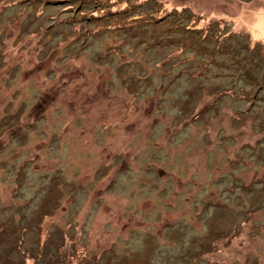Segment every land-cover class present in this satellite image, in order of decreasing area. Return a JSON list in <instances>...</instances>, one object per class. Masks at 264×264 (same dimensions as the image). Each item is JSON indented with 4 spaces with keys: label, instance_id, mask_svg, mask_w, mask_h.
Listing matches in <instances>:
<instances>
[{
    "label": "rangeland",
    "instance_id": "rangeland-1",
    "mask_svg": "<svg viewBox=\"0 0 264 264\" xmlns=\"http://www.w3.org/2000/svg\"><path fill=\"white\" fill-rule=\"evenodd\" d=\"M146 3L0 0V264H264V0Z\"/></svg>",
    "mask_w": 264,
    "mask_h": 264
},
{
    "label": "trees",
    "instance_id": "trees-1",
    "mask_svg": "<svg viewBox=\"0 0 264 264\" xmlns=\"http://www.w3.org/2000/svg\"><path fill=\"white\" fill-rule=\"evenodd\" d=\"M146 1L147 0H139V3H142V4H147L146 3ZM155 6H159L160 7V12H162V13H170L171 12V10H174V11H177V12H182L183 11V9H180V8H178V7H176V6H173V5H171V4H155ZM185 7V6H184ZM197 14H200V13H197ZM191 18L192 17H187L186 18V20H187V22L188 21H190L191 20ZM131 19H135V18H131ZM250 37L254 40V41H259V40H261L260 38H255V36L253 35V34H251L250 35Z\"/></svg>",
    "mask_w": 264,
    "mask_h": 264
},
{
    "label": "bare ground",
    "instance_id": "bare-ground-1",
    "mask_svg": "<svg viewBox=\"0 0 264 264\" xmlns=\"http://www.w3.org/2000/svg\"><path fill=\"white\" fill-rule=\"evenodd\" d=\"M260 22L264 23V21H260ZM260 29H261V33L260 34H262L264 36V28H260Z\"/></svg>",
    "mask_w": 264,
    "mask_h": 264
}]
</instances>
